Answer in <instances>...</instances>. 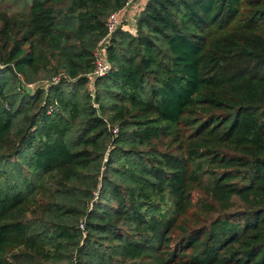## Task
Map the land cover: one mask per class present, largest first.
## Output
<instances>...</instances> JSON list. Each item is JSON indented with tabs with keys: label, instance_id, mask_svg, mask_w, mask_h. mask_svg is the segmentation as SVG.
<instances>
[{
	"label": "trees",
	"instance_id": "trees-1",
	"mask_svg": "<svg viewBox=\"0 0 264 264\" xmlns=\"http://www.w3.org/2000/svg\"><path fill=\"white\" fill-rule=\"evenodd\" d=\"M126 1L0 7V264H264V0H145L89 80Z\"/></svg>",
	"mask_w": 264,
	"mask_h": 264
},
{
	"label": "built area",
	"instance_id": "built-area-1",
	"mask_svg": "<svg viewBox=\"0 0 264 264\" xmlns=\"http://www.w3.org/2000/svg\"><path fill=\"white\" fill-rule=\"evenodd\" d=\"M135 0H127L124 7L117 12L112 13L108 20H107V34L104 38H102L99 43L98 47L95 51V67L92 72L87 74L89 80H92L97 77L104 76L109 68L110 65L105 57L104 51L106 49V45L108 43V39L112 32L117 28L118 25H122L123 22V14L125 13L126 9L130 6V3H133ZM123 13V14H122ZM128 24V23H127ZM125 26V27H124ZM123 28H126L124 25ZM117 129H113V133H116Z\"/></svg>",
	"mask_w": 264,
	"mask_h": 264
},
{
	"label": "rangeland",
	"instance_id": "rangeland-1",
	"mask_svg": "<svg viewBox=\"0 0 264 264\" xmlns=\"http://www.w3.org/2000/svg\"><path fill=\"white\" fill-rule=\"evenodd\" d=\"M18 2H10L11 6H9L6 1H3L0 4V7H6L10 14L16 13L18 14V11H20V9L22 8V0H17ZM143 0H136L133 3H130V6L126 9V12L123 14V20L124 23H128V24H132L133 22H135V18L138 15V13L140 12V7H143L142 3ZM140 2L142 4H140ZM125 27V26H124ZM132 31V30H131ZM133 32V31H132ZM31 85H29L30 87ZM35 86V85H34ZM28 87V86H27ZM29 89V88H28Z\"/></svg>",
	"mask_w": 264,
	"mask_h": 264
},
{
	"label": "crops",
	"instance_id": "crops-1",
	"mask_svg": "<svg viewBox=\"0 0 264 264\" xmlns=\"http://www.w3.org/2000/svg\"><path fill=\"white\" fill-rule=\"evenodd\" d=\"M135 1H136V0H135ZM144 1H145V0H143V1H142V3H144ZM142 3L140 2V4H142ZM141 9H142V7H140V9H139V10H141Z\"/></svg>",
	"mask_w": 264,
	"mask_h": 264
},
{
	"label": "water",
	"instance_id": "water-1",
	"mask_svg": "<svg viewBox=\"0 0 264 264\" xmlns=\"http://www.w3.org/2000/svg\"><path fill=\"white\" fill-rule=\"evenodd\" d=\"M28 89V87H26Z\"/></svg>",
	"mask_w": 264,
	"mask_h": 264
}]
</instances>
